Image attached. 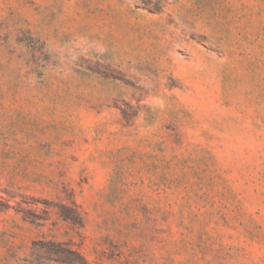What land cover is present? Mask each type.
Listing matches in <instances>:
<instances>
[{
	"label": "rangeland",
	"instance_id": "obj_1",
	"mask_svg": "<svg viewBox=\"0 0 264 264\" xmlns=\"http://www.w3.org/2000/svg\"><path fill=\"white\" fill-rule=\"evenodd\" d=\"M264 264V0H0V264Z\"/></svg>",
	"mask_w": 264,
	"mask_h": 264
},
{
	"label": "trees",
	"instance_id": "obj_2",
	"mask_svg": "<svg viewBox=\"0 0 264 264\" xmlns=\"http://www.w3.org/2000/svg\"><path fill=\"white\" fill-rule=\"evenodd\" d=\"M21 264H89L86 259L66 243L35 241L30 253Z\"/></svg>",
	"mask_w": 264,
	"mask_h": 264
}]
</instances>
